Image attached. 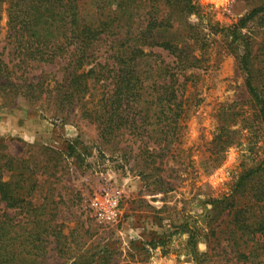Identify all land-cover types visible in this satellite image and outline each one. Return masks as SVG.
<instances>
[{
	"label": "rangeland",
	"instance_id": "1",
	"mask_svg": "<svg viewBox=\"0 0 264 264\" xmlns=\"http://www.w3.org/2000/svg\"><path fill=\"white\" fill-rule=\"evenodd\" d=\"M192 3L198 10L186 20L205 34L206 48H196L197 66L177 74L181 117L169 145L125 131L104 143L97 126L75 106L63 118L54 115L51 102L32 103L17 97L10 107H0L2 153L31 162L42 161V148L60 153L61 169L55 177L37 174L42 189L49 188L52 201L57 202L55 222L64 236L59 246L51 240L42 264H240L231 260L226 235L220 233L217 238L216 227L222 232L227 226L223 221L227 210L213 211L212 202L223 198L236 206L252 202L253 182L234 188L244 171L264 163V129L244 87L230 38L210 28L233 29L256 1ZM263 25L264 19L258 18L241 30L245 40L253 41V49L263 39ZM6 34L3 11L0 54L15 71ZM148 51L173 62L165 51ZM109 53L103 40L94 56L103 62ZM152 59L141 66L145 75L152 72ZM67 63L65 57L54 64L33 66L25 74L16 72L12 79L36 82L42 76L51 89L55 82H66ZM102 91L97 85L84 98L85 106L93 107ZM105 191L119 195L114 224L93 210L92 203ZM2 213L14 215L0 201Z\"/></svg>",
	"mask_w": 264,
	"mask_h": 264
},
{
	"label": "trees",
	"instance_id": "2",
	"mask_svg": "<svg viewBox=\"0 0 264 264\" xmlns=\"http://www.w3.org/2000/svg\"><path fill=\"white\" fill-rule=\"evenodd\" d=\"M255 1L233 29H210L230 38L244 87L264 129V36L253 49V41L241 34L246 23L264 19V0ZM197 10L192 0H0V13L6 15L5 43L15 69L0 54V107H10L17 97L32 103L51 102L54 115L63 118L75 106L97 126L104 143L125 131L169 145L181 117L177 74L197 66L200 59L194 52L206 48L205 34L186 20ZM103 40L110 53L98 62L95 47ZM153 48L165 51L173 62L148 51ZM65 57L66 82H55L51 89L42 76L36 82L12 79L16 72L25 74L33 66L54 64ZM151 58L152 72L145 75L141 66ZM97 85L103 88L100 98L87 108L84 98ZM41 151L44 158L32 159L33 163L0 151V201L14 211L12 216L0 214V264H42L51 240L59 246L64 239L55 222L57 202L37 177H55L61 169L60 153L50 148ZM263 177L264 163L238 178L234 191L253 182L249 204L236 206L224 198L212 202L213 211L227 210L223 220L227 226L222 232L216 227L217 238L220 233L226 235L236 263L264 264Z\"/></svg>",
	"mask_w": 264,
	"mask_h": 264
},
{
	"label": "built area",
	"instance_id": "3",
	"mask_svg": "<svg viewBox=\"0 0 264 264\" xmlns=\"http://www.w3.org/2000/svg\"><path fill=\"white\" fill-rule=\"evenodd\" d=\"M95 214L106 223L114 224L119 215V195L105 191L99 201L92 203Z\"/></svg>",
	"mask_w": 264,
	"mask_h": 264
}]
</instances>
